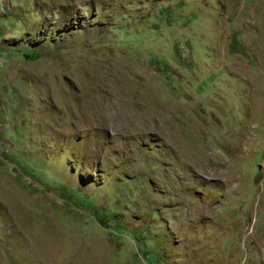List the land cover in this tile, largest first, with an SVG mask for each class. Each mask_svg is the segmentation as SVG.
Instances as JSON below:
<instances>
[{
	"label": "rangeland",
	"instance_id": "rangeland-1",
	"mask_svg": "<svg viewBox=\"0 0 264 264\" xmlns=\"http://www.w3.org/2000/svg\"><path fill=\"white\" fill-rule=\"evenodd\" d=\"M0 264H264V0H0Z\"/></svg>",
	"mask_w": 264,
	"mask_h": 264
},
{
	"label": "trees",
	"instance_id": "trees-1",
	"mask_svg": "<svg viewBox=\"0 0 264 264\" xmlns=\"http://www.w3.org/2000/svg\"><path fill=\"white\" fill-rule=\"evenodd\" d=\"M28 58H33L34 57V54H27L26 55Z\"/></svg>",
	"mask_w": 264,
	"mask_h": 264
}]
</instances>
